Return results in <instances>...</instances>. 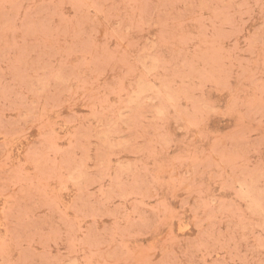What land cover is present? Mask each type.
Returning <instances> with one entry per match:
<instances>
[{
    "label": "rangeland",
    "instance_id": "obj_1",
    "mask_svg": "<svg viewBox=\"0 0 264 264\" xmlns=\"http://www.w3.org/2000/svg\"><path fill=\"white\" fill-rule=\"evenodd\" d=\"M0 264H264V0H0Z\"/></svg>",
    "mask_w": 264,
    "mask_h": 264
}]
</instances>
